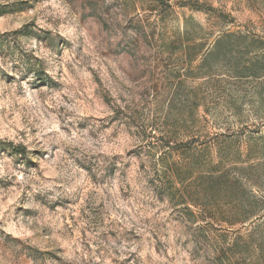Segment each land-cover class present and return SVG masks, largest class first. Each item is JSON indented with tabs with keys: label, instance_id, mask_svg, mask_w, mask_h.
Instances as JSON below:
<instances>
[{
	"label": "rangeland",
	"instance_id": "rangeland-1",
	"mask_svg": "<svg viewBox=\"0 0 264 264\" xmlns=\"http://www.w3.org/2000/svg\"><path fill=\"white\" fill-rule=\"evenodd\" d=\"M0 264H264V0H0Z\"/></svg>",
	"mask_w": 264,
	"mask_h": 264
},
{
	"label": "trees",
	"instance_id": "trees-1",
	"mask_svg": "<svg viewBox=\"0 0 264 264\" xmlns=\"http://www.w3.org/2000/svg\"><path fill=\"white\" fill-rule=\"evenodd\" d=\"M14 151L16 152V153H20V154H24L25 153V149L23 148V149H21V148H17V147H14ZM177 175L175 174V177H176Z\"/></svg>",
	"mask_w": 264,
	"mask_h": 264
}]
</instances>
